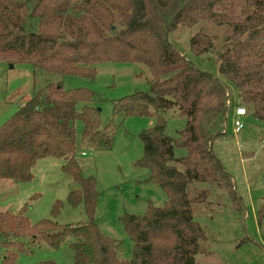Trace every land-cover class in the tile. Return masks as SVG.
<instances>
[{"label": "trees", "instance_id": "trees-1", "mask_svg": "<svg viewBox=\"0 0 264 264\" xmlns=\"http://www.w3.org/2000/svg\"><path fill=\"white\" fill-rule=\"evenodd\" d=\"M225 1H242L241 13H218ZM201 20L227 24L232 33L217 46L210 35L197 32L190 39L192 52L215 53L220 73L238 89L240 104L264 122V0H0V63L30 64L34 73L42 69L91 78L99 62L149 67V90L113 99L112 112L123 118H156L140 133L143 155L135 165L148 169L145 180L159 185L167 197L162 206L149 200L144 213L121 217L134 241L132 257L121 258V242L103 233L95 221L98 180L83 174L75 156L80 141L112 149L111 123L103 122L102 110L95 106L107 99L91 88L65 89L50 82L0 126V181L28 182L39 159H66L61 169L79 185L67 200L72 206L83 204L87 220L43 218L33 224L27 204L15 213L0 211L3 264H15L19 253L39 240L55 247L70 241L67 264H197V254L207 251L208 235L195 219L194 203L206 202L209 190L191 199V182L224 188L244 216L232 175L213 149L215 139L227 135L223 123L228 122L231 85L199 68L169 39L177 26ZM171 109L186 117L177 138L166 134L167 120L161 114ZM77 121L83 123L80 141ZM175 147L186 148L187 154L177 158ZM62 208L57 200L52 216Z\"/></svg>", "mask_w": 264, "mask_h": 264}, {"label": "rangeland", "instance_id": "rangeland-1", "mask_svg": "<svg viewBox=\"0 0 264 264\" xmlns=\"http://www.w3.org/2000/svg\"><path fill=\"white\" fill-rule=\"evenodd\" d=\"M243 2L225 1L219 4L218 13L238 15ZM197 32L210 35L216 45L232 33L227 24L201 20L193 26L179 25L169 34L170 41L199 68L211 72L231 85L228 122L223 123L227 135L217 137L213 149L227 171L232 175L238 193L243 199L244 216L237 211L227 191L210 182H191L187 189L194 199L203 189L209 190L206 202L194 203L195 219L206 229V252L196 256L197 264H264V122L249 111L245 127L234 133L232 110L240 103L238 89L220 73L217 56L213 52L196 55L190 46L191 37ZM94 78L64 76L36 69L30 64L0 63V126L29 99L34 91L45 89L50 82L61 83L65 89L87 87L99 92L105 101L95 104L102 110L104 123H111L110 131L115 140L112 149H96L80 141L83 123L76 122L79 148L76 159L85 176L94 175L98 180L100 198L95 221L100 230L121 242L119 255L130 259L134 241L125 232L121 217L125 213L142 214L148 201L164 205L166 193L157 184L145 179L149 174L135 162L143 155L140 133L153 126L155 117L114 115L113 99L135 92L149 90L152 74L142 63L99 62ZM167 120L166 134L177 138L186 125V117L177 109L161 113ZM86 152V154H82ZM187 154V149L175 147L177 158ZM66 159L53 156L38 160L33 169L34 178L28 182L0 181V211L18 212L27 204V216L37 223L43 218H54L60 223H77L87 220L83 204L72 206L67 198L79 185L61 168ZM63 202L57 216H52V206ZM263 217L260 218V211ZM66 241L55 247L46 241H36L28 252H20L15 264H36L54 260L58 264L71 263L72 249ZM6 250L0 240V264Z\"/></svg>", "mask_w": 264, "mask_h": 264}, {"label": "built area", "instance_id": "built-area-1", "mask_svg": "<svg viewBox=\"0 0 264 264\" xmlns=\"http://www.w3.org/2000/svg\"><path fill=\"white\" fill-rule=\"evenodd\" d=\"M230 104V99H229ZM233 115V124H234V133H240L242 129L245 127V117L248 115L247 108L242 104H236L232 110ZM82 154H86V152H82Z\"/></svg>", "mask_w": 264, "mask_h": 264}, {"label": "water", "instance_id": "water-1", "mask_svg": "<svg viewBox=\"0 0 264 264\" xmlns=\"http://www.w3.org/2000/svg\"><path fill=\"white\" fill-rule=\"evenodd\" d=\"M11 66H13V64H11Z\"/></svg>", "mask_w": 264, "mask_h": 264}]
</instances>
